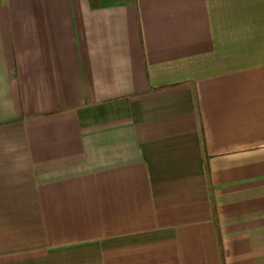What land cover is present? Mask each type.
Wrapping results in <instances>:
<instances>
[{
	"label": "crops",
	"instance_id": "obj_1",
	"mask_svg": "<svg viewBox=\"0 0 264 264\" xmlns=\"http://www.w3.org/2000/svg\"><path fill=\"white\" fill-rule=\"evenodd\" d=\"M0 264H264V0H0Z\"/></svg>",
	"mask_w": 264,
	"mask_h": 264
}]
</instances>
